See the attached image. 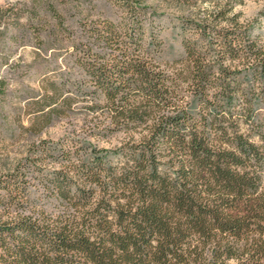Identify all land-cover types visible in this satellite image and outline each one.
<instances>
[{
	"label": "trees",
	"instance_id": "1",
	"mask_svg": "<svg viewBox=\"0 0 264 264\" xmlns=\"http://www.w3.org/2000/svg\"><path fill=\"white\" fill-rule=\"evenodd\" d=\"M73 45L85 79L45 80L28 130L84 104V137L31 142L0 173V264H264V26L206 5L160 62L152 13L122 0ZM120 137L110 148L89 139Z\"/></svg>",
	"mask_w": 264,
	"mask_h": 264
},
{
	"label": "rangeland",
	"instance_id": "2",
	"mask_svg": "<svg viewBox=\"0 0 264 264\" xmlns=\"http://www.w3.org/2000/svg\"><path fill=\"white\" fill-rule=\"evenodd\" d=\"M136 1L152 13L149 22L161 42L160 62L171 66L183 55L180 22L196 19L206 5L191 8L176 0ZM262 8L261 2L248 0L236 11L242 20L251 21ZM128 19L122 0H0V173L23 158L33 141L84 137L82 129L89 117L82 102L76 101L69 114L53 120L38 135L28 130L35 120L33 103L46 79L70 92L85 79L73 48L87 41L83 29L101 20L123 24ZM263 26L264 17L255 23L254 33ZM119 138L89 141L110 148Z\"/></svg>",
	"mask_w": 264,
	"mask_h": 264
}]
</instances>
